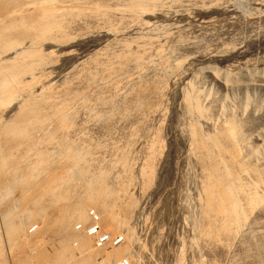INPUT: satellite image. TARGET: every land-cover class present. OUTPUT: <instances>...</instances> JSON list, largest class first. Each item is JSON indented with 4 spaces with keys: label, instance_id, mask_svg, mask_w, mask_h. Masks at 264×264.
<instances>
[{
    "label": "rangeland",
    "instance_id": "obj_1",
    "mask_svg": "<svg viewBox=\"0 0 264 264\" xmlns=\"http://www.w3.org/2000/svg\"><path fill=\"white\" fill-rule=\"evenodd\" d=\"M13 1L0 0V29L8 21V17L11 19L14 17L12 15L19 16L25 14V11L32 12L38 3L36 2L38 0ZM88 1L86 4L80 2L83 3L80 6L74 3L72 6L70 2L71 5L64 4L65 9L67 6L68 9L72 6L71 11L66 10L67 15L70 12L74 13L64 20L65 27L60 30L63 31L62 33L55 30L43 36L41 33L30 31L9 32L8 39L16 43L10 46L5 42L0 44V62L19 60L20 56L15 57L16 52L28 47L36 38L35 42L40 40L38 42L44 45V47L40 46L42 54L38 52L41 57L34 59L31 53L33 57L29 55L25 58L26 64L25 62L23 64L28 67L21 69L20 77L17 76V79H14L16 83L13 81L14 83L12 82L9 87L12 88L11 91L8 88L4 92L6 95L0 92V95L2 94L0 130L5 129L6 125L7 131L10 127L18 129L22 120L21 114L24 115V109L27 108L30 100H34L35 103L40 101L41 105L45 104L42 106V111L49 107L48 103L50 105L60 103L58 106L64 104L61 114L64 120L66 119L65 124H68L67 126L64 124L63 130L60 127L62 116H55V120L52 115L44 121L45 127L43 124L42 128L36 127L26 138H23L26 133L14 134L15 138L4 129L5 134L0 131V134L2 133L0 150L3 149V152L8 154L9 149H5L14 146L18 141L19 147L16 144L17 148L14 147L9 151V155L12 154L9 165L15 163L19 165L22 162L20 161L23 157H20L22 153L30 159L34 155L36 161L40 155L49 156L48 159L52 158L51 160L54 161L49 159L46 172L43 169L42 174L39 173L40 178L43 179L47 174L49 176L53 173L65 176L69 171L67 175L73 177L70 178L72 181L70 185L76 188L71 191L74 199L78 193L88 189L85 187L88 185L84 186L85 179L83 177L80 179L77 170L72 168L64 151L61 150L60 142L68 139L70 142L67 143L77 144L82 152H86L82 154L88 157L87 161L90 163L88 168L86 167L88 174L90 173L88 177L103 176L99 174L100 171H106L102 172L104 176L106 174V177H103L108 176L109 180L107 183L105 179L104 183L108 187L111 186L108 188L110 192L112 190L111 196L96 204L95 208L88 206L86 210L88 219L84 224L74 218L71 222L73 227L68 226V231L61 232L59 230L62 227L59 228L57 219L61 208L67 206L64 202L51 204V195L50 198L48 195L44 196L41 184L33 185L35 189L30 188L32 190L29 192L32 194L29 192L28 194L31 197L34 194L36 197L29 198V195L26 197L25 193H22L27 185L21 187L10 183L14 186L9 189L12 196L7 191L5 197V192L0 191V196L2 194L4 196L0 198V204L2 203L0 214L1 211L5 213L11 206L17 209L15 211L22 210L24 205L30 203H27V198L30 201L39 200L40 196L45 198H42L43 202L36 203L35 208L34 205L31 206L33 212L39 210L40 206L45 209L43 208L44 212L36 215L38 218L32 217V220L26 222L23 236L31 245L35 244L30 249H26V253L34 257L39 254L37 251L41 252L42 249L44 252H49L51 257L59 248L56 247L59 246L57 242L66 241L76 259L79 258L83 245L88 244L87 250L91 251L89 257L93 260L92 262L89 259L91 264H264V200L253 208L243 204V208H246L247 220L242 221V227L237 230L239 234L233 229L230 232L220 229L222 227L220 221L218 222L211 214L206 216L208 208L205 207L207 193L204 194L206 192L204 184L207 182L205 179L209 170L207 167L210 166L201 160V151L195 149L194 132L192 133L191 130L195 131V127L204 137H211L222 126L221 122L232 119L240 132H237L239 142L243 145L247 144L256 153L255 158L254 156L252 158L251 155L249 156L250 153L248 154L249 151L245 152L248 156L246 163L251 161L249 165L252 163L250 166L255 169L253 174L249 173V176L244 178L251 184H257L256 192L264 196V0H155L141 2L142 6L139 2L130 0ZM59 2V0H40L38 5L41 3L49 7L51 4L52 7L63 5ZM133 3H136V6ZM73 7L79 10L78 13ZM73 22L74 26H72ZM65 23L70 24V27ZM25 33L28 35L26 36ZM56 38L65 45L58 46L54 42ZM14 58L15 60L10 61ZM29 63L32 66H29ZM190 95L199 101L204 112L200 109L197 113V110L193 109L190 99L187 101ZM42 99L46 103L42 104ZM48 99H51V102H47ZM20 108L24 112L20 111ZM51 111L49 109V112ZM43 112L46 115L48 109ZM10 122L11 124H8ZM36 132L40 134L35 135ZM6 133L9 138H6ZM22 139L25 141L23 142ZM12 141L14 143H9ZM24 143L27 146H32V143L34 145L28 149ZM46 144L48 147L45 146ZM51 144L54 145L50 146ZM51 147L53 149L49 150ZM54 149L61 152L56 151L54 154ZM16 150L22 153L16 154L18 153ZM29 151L31 154L28 153ZM214 153V156L218 157L217 152L213 151ZM58 155H62V158ZM250 158L253 160H249ZM15 159L20 162L17 163ZM7 168L8 165L1 170V188L11 177L12 171H8ZM3 169H7L8 172L4 173ZM114 178L116 179L112 181ZM37 186H41L42 191ZM20 193L26 200H21ZM19 201L25 203L21 205ZM248 208L250 210H247ZM90 210L99 215L97 216L101 234L105 232L110 235L112 243L119 238L122 239L118 244L101 248L95 244L93 238L79 232L77 226L90 225L88 216ZM2 215H0V229L3 233L0 230L2 244L0 250L3 255L0 253V263L14 264L15 255H13L14 251L11 254V249H15L17 246H14L20 244V241H15L16 244L12 243V246L11 243L8 245L9 237L2 227ZM113 216H115L114 220ZM79 237L84 242L83 245ZM117 248L120 249V255L119 251H116ZM76 259L75 261H79Z\"/></svg>",
    "mask_w": 264,
    "mask_h": 264
},
{
    "label": "bare ground",
    "instance_id": "obj_2",
    "mask_svg": "<svg viewBox=\"0 0 264 264\" xmlns=\"http://www.w3.org/2000/svg\"><path fill=\"white\" fill-rule=\"evenodd\" d=\"M15 1V0H14ZM13 1V2H14ZM39 1L40 0H38V1H36V2H38L39 3ZM52 1V0H51ZM56 1V0H55ZM60 2H61V4L63 3V5H57V6H54V7H52L53 5L51 4V6L49 7V6H47V5H45L44 6V4H42L41 3V5L39 4L38 5V3H37V6H35V8L34 7H32V8H34V10L32 11V12H29V11H27V13H26V11L24 12L25 14H20L19 16H15V15H12V16H14V17H12L11 19H10V17H8L7 18V22L4 24V25H2L3 27H1V29H0V42H2V43H0V44H3V42H5V43H7L9 46H10V44H14V43H16L15 41L14 42H12V40L11 39H8V33L9 32H13V33H16V32H19V31H21L22 33L23 32H34V33H41V35H45V33H48V32H54L55 30H57V32L58 31H60L61 29H63L65 26H64V20L66 19V17L68 16V15H70L71 16V13H74V12H70V14L68 13V15H67V9L69 8L68 6H67V9H65L66 7H65V5L64 4H66V3H72V6H73V3H74V5H83V3H81L80 4V2H84L83 0L82 1H80V0H59ZM87 1L88 0H86L84 3L86 4L87 3ZM91 1V0H90ZM90 1H88V2H90ZM130 1H137V2H139V4H141V2H150V1H155V0H130ZM12 2V1H11ZM16 2V1H15ZM35 2V1H34ZM58 2V1H57ZM59 2V3H60ZM99 2H100V0H99ZM25 3H26V1H25ZM69 3V4H70ZM7 5H8V3H6ZM13 4V3H12ZM24 4V3H23ZM27 4V3H26ZM29 4V3H28ZM69 4H67V5H69ZM84 4V5H85ZM89 4V3H88ZM87 4V5H88ZM91 4H92V2H91ZM95 4H98L97 2H95ZM18 5V4H17ZM25 5V4H24ZM23 5V6H24ZM32 5V4H31ZM34 5V4H33ZM35 5H36V3H35ZM49 5V4H48ZM71 5V4H70ZM90 5V4H89ZM133 5H135L136 6V3L134 4L133 3ZM16 6V5H15ZM18 6H20V5H18ZM72 6L70 7V9L72 8ZM78 6V9L80 8ZM86 6V5H85ZM91 6V5H90ZM92 6H94L93 4H92ZM141 6H142V4H141ZM6 7V6H5ZM10 8H11V6H9ZM14 7V6H13ZM17 7V6H16ZM76 7V6H75ZM75 7H73V8H75ZM81 7H84V6H81ZM86 7H88V6H86ZM137 7H138V4H137ZM9 8V9H10ZM16 9V8H15ZM14 9V10H15ZM31 9V8H30ZM70 9H68V12H69V10ZM76 9V13H78V11L79 10H81V8L79 9V10H77V8H75ZM75 9H73V11L75 10ZM13 11V10H12ZM18 11V10H17ZM71 11V10H70ZM4 13V12H3ZM76 13H75V15H76ZM7 14V13H6ZM6 14H4V15H6ZM89 14V13H88ZM97 14V13H96ZM99 14H101V13H99ZM73 15V14H72ZM92 15H93V13H92ZM102 15H103V13H102ZM86 16H89V15H86ZM96 16V15H95ZM95 16H94V19H96L95 18ZM97 16H98V14H97ZM104 16V15H103ZM4 17V16H3ZM90 17H91V15H90ZM100 16H98V18H99ZM87 18V17H86ZM68 19V18H67ZM88 19V18H87ZM91 19H93V18H91ZM101 19V18H100ZM103 20V19H102ZM6 21V20H5ZM70 21V20H69ZM98 21H100V20H98ZM66 22V21H65ZM67 23H68V21H67ZM67 23H65V25L67 24ZM70 24L72 23V22H69ZM70 24L68 25L69 27H70ZM66 25V26H67ZM76 25V24H75ZM82 25V24H81ZM1 26V25H0ZM72 26H74V22H73V25ZM81 27V26H80ZM68 27H66V29H67ZM71 28H73V27H71ZM76 28V27H75ZM65 29V30H66ZM81 29V28H80ZM64 30V31H65ZM67 30H69V29H67ZM76 30V29H75ZM61 32V31H60ZM63 32V31H62ZM61 32V33H62ZM5 33V34H4ZM13 33H11V34H13ZM56 33V32H55ZM71 33V32H70ZM20 34V33H19ZM14 35V34H13ZM23 35V34H22ZM25 35H26V33H25ZM28 35V34H27ZM26 35V36H27ZM32 35H33V33H32ZM41 35H38L39 37L41 36ZM43 35V36H44ZM63 35V34H62ZM64 35H65V33H64ZM9 36H11V35H9ZM24 36V35H23ZM29 36H31V35H29ZM62 37V36H61ZM10 38V37H9ZM22 38V37H21ZM24 38V37H23ZM29 38V37H28ZM31 38H32V36H31ZM58 38V37H57ZM57 38L56 39H54V42L59 46V45H61V47H63L64 45H63V42H61V41H59V40H57ZM63 38H64V36H63ZM62 38V39H63ZM19 39V38H18ZM30 39V38H29ZM39 39V38H38ZM59 39V38H58ZM14 40V39H13ZM23 40V39H22ZM33 39H31V41H32ZM35 40H37V38L35 39ZM35 40L33 41V42H31L30 43V45L28 46V47H25V45H24V47L25 48H23L22 49V47L21 46H19V44H18V46L19 47H21V51H19V52H16V58H18V56H20V59L19 60H15V58L14 59H10V61H13V60H15V61H13V62H6V61H4V62H0V92H3V94H5L4 92H6L7 91V89L12 85V82L14 81V79H17L16 77L17 76H19V75H21V73H22V71H21V69L23 70V69H25L26 68V66H25V64H26V62H25V58L26 57H28L29 55H31L32 56V54H33V56H34V59H35V57H41V56H39L38 55V52H40V51H42V48H40V46L42 45L43 47H44V45L41 43H39L38 41H40V40H38V41H36L35 42ZM43 40V39H42ZM46 40H47V38H46ZM51 40V39H50ZM49 40V41H50ZM20 41V40H19ZM43 42V41H42ZM45 42V41H44ZM52 43H54L53 41H51ZM39 43V44H38ZM47 43V42H46ZM6 44V45H7ZM63 45V46H62ZM2 46V45H1ZM4 46V45H3ZM14 46V45H13ZM41 46V47H42ZM47 46V45H46ZM45 46V47H46ZM127 46V45H126ZM6 47H8V46H6ZM15 48V47H14ZM9 49H10V47H9ZM14 50V49H13ZM17 50H20V49H17ZM15 51V50H14ZM10 52V51H9ZM9 52H8V54H9ZM5 53V52H4ZM32 53V54H31ZM41 53V52H40ZM42 54V53H41ZM47 54V53H46ZM49 54V53H48ZM47 54V55H48ZM43 55H44V53H43ZM22 56V57H21ZM32 56V57H33ZM3 57V56H2ZM28 59V58H27ZM26 59V60H27ZM40 59H43V58H40ZM39 59V60H40ZM1 60V59H0ZM31 60V59H30ZM30 60H28V61H30ZM47 60H49V59H47ZM25 62V64H23ZM32 62V61H31ZM50 62V61H49ZM52 63V62H51ZM28 64V63H27ZM33 64V63H32ZM35 64V63H34ZM33 64V65H34ZM108 64H110V63H108ZM23 65L25 66V67H23ZM29 66H32L30 63H29ZM105 66V65H104ZM104 66H103V68H104ZM109 66V65H108ZM28 67V66H27ZM111 67V66H110ZM36 68H37V65H36ZM35 68V69H36ZM102 68V69H103ZM109 68V67H108ZM107 68V69H108ZM32 69V68H31ZM26 70H28V69H26ZM29 70H30V67H29ZM28 70V71H29ZM104 70H106V69H104ZM109 70V69H108ZM107 70V71H108ZM112 70V68L110 69V71ZM25 71V70H24ZM28 71H26V72H28ZM166 71V70H165ZM37 72V71H36ZM28 73H30V72H28ZM32 73H33V71H32ZM113 73V72H112ZM114 74V73H113ZM112 74V75H113ZM35 75V74H34ZM23 76V75H22ZM24 76H25V74H24ZM45 76V75H44ZM49 76V75H48ZM20 77V76H19ZM39 77H40V75H39ZM43 77V76H42ZM112 77V76H111ZM110 77V78H111ZM109 78V77H108ZM107 78V79H108ZM115 78V77H114ZM32 79V78H31ZM112 79V78H111ZM18 80H19V78H18ZM35 80V79H34ZM37 80V79H36ZM20 81H21V79H20ZM15 82V81H14ZM13 82V83H14ZM35 82V81H34ZM16 83V82H15ZM31 83H32V81H31ZM34 84V83H33ZM50 85V84H49ZM19 87V86H18ZM23 87V86H22ZM47 87V86H46ZM11 89L12 88H9L8 90H10L11 91ZM21 89V88H20ZM193 89V88H192ZM14 92V91H13ZM198 92V91H197ZM10 93V92H9ZM12 93V92H11ZM56 93V92H55ZM32 94V93H31ZM30 94V95H31ZM48 94H50V93H48ZM63 94V93H62ZM2 95V94H1ZM0 95V96H1ZM6 95V94H5ZM8 95H10V94H8ZM13 95H14V93H13ZM12 95V96H13ZM53 95V94H52ZM56 95V94H55ZM54 95V97H56ZM41 96V95H40ZM45 96V95H44ZM57 96H59V95H57ZM61 96V95H60ZM53 97V98H54ZM189 98L187 99V101L190 99V102H191V104L193 105L192 107H193V109H195V110H197L196 112L197 113H199L198 111L200 110V109H203V108H201L200 106H201V104L199 103V101H197L196 99H193V97L190 95V96H188ZM1 98V97H0ZM33 98V97H32ZM49 98H50V96H49ZM60 98V97H59ZM63 98V97H62ZM65 98V97H64ZM68 98V97H67ZM5 99H7V97L5 96ZM10 99H11V97H10ZM30 99V98H29ZM40 99H41V97H40ZM39 99V100H40ZM45 99V98H44ZM4 100V99H3ZM3 100H1V101H3ZM49 101H47V102H51V99H48ZM54 100V99H53ZM57 100V99H56ZM55 100V101H56ZM58 100H61V99H58ZM67 100V99H66ZM28 101V100H27ZM42 102V104H43V102H45V100L43 101V99L41 100ZM64 101V100H63ZM3 102H5V100L3 101ZM30 102H32V104H30ZM30 102L28 103L29 105H27V108H23L22 107V109H24L25 110V112L21 109L20 111H23L24 112V115L23 114H21L22 115V120H20L21 122L20 123H22V124H20L19 123V126H18V129H16V128H9L8 129V131L6 130L7 128V125L6 126H4L5 127V129L4 130H6V132H8L9 134H10V136L12 137V135H14V134H24V133H26L24 136H23V138L25 137H27L28 135H29V133H30V135H31V131L32 130H34V129H36V127H41L42 126V124L43 123H45L44 121H47V119L48 118H50V116H54V119H55V116L56 117H58L57 115H59V117L60 116H62V114L61 113H63V112H61V110H64V108H63V106L62 105H64V104H62V105H59L58 106V104H60V103H58L57 101V105L54 103V101H52L53 103H54V105H56V107H54V105L51 103V105H50V103H48V105H49V107H46L47 109H48V112H46V115H45V112H43V111H45V110H47V109H45V110H43L42 111V106H44L45 104H43V105H41L38 101H36V103L34 102V100L32 101V100H30ZM34 102V103H33ZM38 102V103H37ZM24 103H26V102H24ZM46 103V102H45ZM62 103V102H61ZM65 103V102H64ZM0 104H1V102H0ZM66 104V103H65ZM5 106H6V104H4ZM8 105V104H7ZM26 105H23L24 107H26ZM84 105V104H83ZM20 106H22V105H20ZM58 106V107H57ZM4 107V106H3ZM65 107V106H64ZM66 108V107H65ZM49 109H50V111L51 112H49ZM88 109V108H87ZM89 109H91V108H89ZM193 109H192V111H193ZM190 110V109H189ZM19 111V112H20ZM22 112V113H23ZM202 112V111H201ZM203 112H204V109H203ZM202 112V113H203ZM64 113H65V111H64ZM206 113V112H205ZM66 114V113H65ZM64 115V114H63ZM15 116V115H14ZM18 116H19V114H18ZM66 116V115H65ZM21 117V116H20ZM52 118V117H51ZM62 118H63V116H62ZM16 119H18V118H16ZM58 119V118H57ZM53 120V119H52ZM56 120V119H55ZM54 120V121H55ZM50 121H51V119H50ZM60 121H61V128H63L64 127V124L66 123V119L64 120V118H63V120H61L60 119ZM57 122H58V120H57ZM56 122V123H57ZM1 123V122H0ZM48 123V122H47ZM51 123H53V122H51ZM59 123V122H58ZM223 123V124H222ZM8 124H11V122L10 123H8ZM15 123H13V125H14ZM46 124V123H45ZM50 124V123H49ZM221 124H222V126L220 127V128H218V130H216V133L214 134V135H212L211 137H204L203 135H201L198 131H196V128L194 127V130L196 131H193V129H191L192 130V133L194 134H192L194 137H195V140H194V145H195V149L197 150L198 149V151H201L200 152V154H201V160H203V162L205 161V162H207L208 164H209V166L210 167H207L209 170H208V175L206 176V184H204V185H206V186H204V187H206V190H204V191H206L204 194H206L207 195V197L205 198V200H206V202H207V205L205 206V207H207L208 208V213L206 212V216H207V214H211V215H213L215 218H216V220H218V222L220 221L221 222V225H222V227L220 228V229H224L225 231H231V229H233L234 231H236L237 232V230H239L240 229V227H242V221H244V219H245V217H246V208L244 209L243 207H244V205H246L247 207H249V208H253V206H255V205H257V204H259V203H262V201L264 200L263 199V197L264 196H261V195H259L258 194V192H256V189H255V187H256V185L253 183V184H251L249 181H247V179L245 180V176H249V173H252V172H254V169H253V167H251L250 165L252 164H250L249 165V163L251 162H248V163H246L247 162V160H248V156H247V153H245V152H247V151H249L248 152V154H249V156L251 155L252 156V158H253V156H254V158H255V151L254 150H251V148L250 147H248L247 146V144L245 145H243V143H241V142H239L240 141V139H239V131L237 130V128H236V124L234 123V121L231 119V120H229V121H227L226 120V122H221ZM53 125V124H52ZM52 125H51V127H52ZM55 125V124H54ZM66 125V124H65ZM68 125V124H67ZM66 125V126H67ZM9 126H11V125H9ZM8 126V127H9ZM15 126V125H14ZM43 126L45 127L46 125H44L43 124ZM42 126V127H43ZM59 126V125H58ZM193 126V125H192ZM195 126V125H194ZM198 126V125H197ZM20 127V128H19ZM23 127V128H22ZM41 127V128H42ZM49 127V126H48ZM51 127H50V130H51ZM53 128V130H54V127H52ZM67 128V127H66ZM70 128V127H69ZM0 130V131H2V133H4V130ZM46 129V128H45ZM44 129V130H45ZM38 130H40V129H38ZM56 130H57V128H56ZM63 130H64V128H63ZM25 131H27V132H25ZM35 132V131H34ZM47 132H48V130H47ZM59 132H61V131H59ZM237 132H239V133H237ZM1 133V134H2ZM37 133L38 132H36V134L35 135H37ZM42 133V132H41ZM52 133V132H51ZM57 133V132H56ZM63 133H64V131H63ZM0 134V135H1ZM5 134V133H4ZM32 134H33V132H32ZM38 134H40V132L38 133ZM42 136H43V134H41ZM40 135V136H41ZM63 135V134H62ZM67 135H68V130H67ZM241 135V134H240ZM10 136H8L7 135V133H6V138L8 137H10ZM39 136V137H40ZM48 136V135H47ZM52 136V135H51ZM57 135H55V137H56ZM58 136H59V134H58ZM192 136V137H193ZM3 137V136H2ZM14 137L16 138V136L14 135ZM36 137V136H35ZM61 137V136H60ZM59 137V138H60ZM193 137V138H194ZM0 138H1V136H0ZM15 138H13V139H15ZM29 138V137H28ZM46 138V137H45ZM50 138H52V137H50ZM50 138H48L49 140H51ZM58 138V137H57ZM62 138V137H61ZM5 139V138H4ZM20 139V138H19ZM33 139V138H32ZM35 139V138H34ZM40 139V138H39ZM47 139V140H48ZM56 139V138H55ZM63 139V138H62ZM66 139V138H65ZM64 139V140H65ZM1 140V139H0ZM7 140H9V139H7ZM11 140V139H10ZM9 140V141H10ZM23 140V142L25 141L24 139H22ZM58 140V139H57ZM193 140V139H192ZM243 140V139H242ZM4 141V140H3ZM39 141V140H38ZM38 141H37V143H38ZM44 141V140H43ZM63 141V140H62ZM60 142L61 144H60V146H61V150L62 151H64V153H65V155H66V157H67V159H68V161H70V163H71V166H72V168L75 170H77V174L78 175H80V179H81V177H83L84 179H85V183H84V186L85 185H88V186H85L86 188H88V189H86L85 191H81L80 193H78V196H76L74 199H73V197H74V195H73V197H72V189H76V188H74V186H72L71 187V185H70V183L72 182L71 181V179L70 178H73L71 175H67V172H69V171H67L66 172V175L64 176H59V175H55L54 173L53 174H49V176H48V174L46 175V177L45 178H43V179H41L40 178V176H39V173H41L42 174V172L41 171H44L45 170V172H46V169L45 168H47L48 167V165H49V159H48V153H47V156L48 157H46V156H42V155H40L39 156V158H38V160L36 161L35 160V157H34V155H33V157L32 156H29V157H32L31 159L30 158H28L27 156H26V154H25V156L23 155L24 153H22L21 151H20V153H22V154H20L19 153V149L18 150H16L18 153H16V154H20L21 156L20 157H22V158H20L19 156H17V157H19L20 158V161H22L19 165L17 164V165H9V163H10V161H11V155L12 154H10L9 155V151L10 150H12L14 147H16L15 145L17 144V142H16V144H14V146H10V147H8V148H6L5 147V145H4V147L6 148H4L5 150H7V149H9L8 150V154H7V152H3V149H1L0 150V175H2L1 174V170H2V168L4 167H7V165H8V168H9V170L8 171H12V173H11V177H10V179H9V177H8V179L10 180V182H9V180H8V184L6 183V185L5 186H2V190H0V191H4L5 193H4V195L7 193V191H9V189L11 188V184H14V186L15 185H21V187H22V185H27L25 188V191H24V189H23V191L24 192H22V193H25L24 195H26V197L29 195L28 194V192L30 191L31 192V190L32 189H35L34 187H33V185L35 186V184H37V185H40L41 184V186L43 187H41V186H37V188H42L43 189V191H44V196L45 195H51V204H53V203H57V202H64L67 206L64 208H61V210H60V213H59V218L57 219V222H59V224L58 223H56V224H58L59 225V228H61V230H59V231H61V232H63L64 230H67L68 231V229H69V227L68 226H72L71 225V222H72V220H74V218H77L76 220H79V222L82 224H84V222H86V220L88 219L87 218V215H86V213H87V208H89L88 206H94V208H95V206H96V204H99V203H101L102 201H103V199L105 200L107 197H110L111 196V192H112V190H111V192L108 190V188H110V187H108L105 183H104V180H105V182H107L108 180H109V178H108V176H107V178H104V177H106V174H105V176H104V173L106 172V171H104V173H102L103 171L101 170H99L101 173H99L100 175H102L103 174V176H98L99 174H97V176L98 177H93V176H96V175H93L92 177L93 178H89L88 176H89V174H88V169H86V167L88 168V157H85L84 156V154H82L83 152L80 150V148H78L75 144H73V143H67V141H68V139L66 140V141H64V142ZM35 142V141H34ZM51 142V141H50ZM56 142V141H55ZM68 142H70V141H68ZM76 142V141H75ZM193 142V141H192ZM9 143H14L13 141L12 142H9ZM43 143V142H42ZM48 143H49V141H48ZM52 143V142H51ZM57 143H58V141H57ZM8 144V143H7ZM54 144H56V143H54ZM54 144H51L50 146H52V145H54ZM26 145V147L28 148V149H31L32 148V146L34 145L33 143H32V146L30 147V146H27V144L26 143H24V146ZM43 145H44V143H43ZM42 145V146H43ZM59 145V144H58ZM17 146H18V144H17ZM45 146H47L48 147V145L46 144ZM19 147V146H18ZM39 148H40V146H38ZM37 147V148H38ZM59 147V146H58ZM1 148H2V146H1ZM17 148V147H16ZM21 148L22 149H24L23 147H22V145H21ZM34 148V147H33ZM42 148V147H41ZM56 148H57V145H56ZM35 149V148H34ZM45 149H47V148H45ZM49 149V148H48ZM53 148L51 147V149H49V150H52ZM33 150V149H32ZM35 150H37V149H35ZM42 150V149H41ZM55 151H53V153L55 154L56 153V149H54ZM60 150V149H59ZM26 151H27V149H26ZM31 151V150H30ZM28 152V153H30L31 154V152ZM39 151V150H38ZM81 151V152H80ZM197 151V152H198ZM213 151H216L217 153L216 154H218V157H215L214 155H215V153L213 154ZM3 152V153H2ZM34 152H36V151H34ZM40 152V151H39ZM57 152H59V151H57ZM61 152V151H60ZM59 152V153H60ZM14 153V152H13ZM33 153V152H32ZM38 153V152H37ZM37 153H35V154H37ZM41 153V152H40ZM52 153V151L50 152V154ZM52 153V154H53ZM84 153H86V152H84ZM42 154H43V152H42ZM49 154V155H50ZM51 154V155H52ZM39 155V154H38ZM55 156V155H54ZM59 156V155H58ZM61 156V158H62V155H60ZM59 156V157H60ZM126 156V155H125ZM200 156V155H199ZM247 156V157H246ZM250 156V157H251ZM52 157H53V155H52ZM56 158H57V156H56ZM90 158V157H89ZM246 158H247V160H246ZM52 159V158H51ZM50 159V161H54V160H51ZM54 159V158H53ZM64 159H66L65 157H64ZM64 159H62V160H64ZM119 159V158H118ZM123 159V158H122ZM16 160V159H15ZM18 160V159H17ZM16 160V161H17ZM249 160H253V159H249ZM20 161H17V163L18 162H20ZM90 161V160H89ZM120 161V160H119ZM123 161V160H122ZM121 161V162H122ZM64 162V161H63ZM67 162V161H66ZM118 162V161H117ZM51 163V162H50ZM52 164H54V162L52 163ZM52 164L50 165V166H52ZM63 164V163H62ZM66 164V163H65ZM90 164V163H89ZM70 165V164H69ZM118 165H120V164H118ZM117 165V166H118ZM207 165V164H206ZM10 166V167H9ZM15 166H19V167H15ZM65 167L67 166V165H64ZM64 167V168H65ZM70 167V166H69ZM7 168V169H8ZM50 168V167H49ZM6 169V170H7ZM44 169V170H43ZM72 169V170H73ZM86 169V170H85ZM4 170V169H3ZM6 170H4V171H2V173L4 172V173H6V172H8V171H6ZM48 170V169H47ZM61 170H62V168H61ZM71 170V171H72ZM259 170V169H258ZM258 170H256V171H258ZM18 171V172H17ZM49 171V170H48ZM96 171V170H95ZM207 171V170H206ZM255 171V173H257ZM61 172V171H60ZM3 173V174H4ZM44 173V172H43ZM57 173V172H56ZM64 173V172H63ZM72 173H73V171H72ZM117 173V172H116ZM150 173V172H149ZM9 174V173H8ZM108 174H110V173H108ZM115 174V173H114ZM253 174V173H252ZM251 174V175H252ZM260 174V173H259ZM45 175V174H44ZM73 175H74V173H73ZM112 175H113V173H112ZM257 175V174H256ZM71 176V177H70ZM75 176V175H74ZM255 176V175H254ZM258 176V175H257ZM1 177V176H0ZM43 177V176H42ZM78 177V176H77ZM90 177H91V175H90ZM109 177H110V175H109ZM113 177H115V175L113 176ZM117 177V176H116ZM2 178V177H1ZM82 178V179H83ZM111 178V177H110ZM248 178V177H247ZM250 178V177H249ZM7 179V178H6ZM39 179H41V180H39ZM75 179H76V177H75ZM79 179V178H78ZM78 179H76V180H78ZM116 178H114L112 181H114ZM150 179V178H149ZM79 181V180H78ZM80 182V181H79ZM82 182V181H81ZM80 182V183H81ZM204 182V183H205ZM11 183V184H10ZM64 183V184H63ZM108 183V182H107ZM256 183V182H255ZM81 184H83V183H81ZM10 185V186H9ZM14 186H12V187H14ZM31 187H33L32 189H30ZM78 187V186H77ZM85 187H83L84 189H85ZM24 188V187H23ZM37 188H36V190H37ZM40 188V189H41ZM82 188V186L80 187V189ZM257 188V187H256ZM15 189V188H14ZM17 189H19V188H17ZM42 189H41V191H42ZM112 189V188H111ZM205 189V188H204ZM11 190V189H10ZM35 190V192H36V194H37V191ZM15 191V190H14ZM18 191V190H17ZM34 191V190H33ZM32 191V192H33ZM38 191H39V193H40V190L38 189ZM74 191V190H73ZM77 191H79L78 189H77ZM115 191V190H114ZM12 192H13V190H12ZM29 192V193H30ZM35 192H33V193H35ZM8 193H10V191L8 192ZM7 193V194H8ZM22 193H20L21 194V196L23 195ZM41 193H43V192H41ZM30 194H32V193H30ZM75 194V193H74ZM10 195H11V193H10ZM10 195H9V197H10ZM38 195V194H37ZM12 196V195H11ZM14 196V195H13ZM20 196V197H21ZM33 196L34 197H36L34 194H33ZM33 196L31 197V195H29L28 197L29 198H33ZM47 196V197H48ZM5 197H6V195H5ZM46 197V196H45ZM113 197V196H112ZM0 198L2 199V198H4V196H3V194H2V196H0ZM8 198V197H7ZM29 198H27L28 200H29ZM40 198L41 199H39V200H27V203L28 202H30L28 205H24L25 207L22 209V210H19L18 209V211H15V210H17L16 208L14 209V206H11V207H9L6 211H5V213H3L2 211H1V214H3L2 215V223H3V228H4V231H5V233H7V237H9V239L7 240V241H9V243H8V245L11 243V245L10 246H12L13 244L12 243H15V241H20V244H14L15 246L14 247H16L14 250L13 249H11V247H9L10 249H11V254H12V252L14 251V254L13 255H15L14 256V258L15 259H13L14 260V264H39V263H41V264H91V263H89L90 261H89V259L93 262V260L89 257V252H91V251H89L88 252V250H87V242H86V244L87 245H83L82 243H84V242H82L81 241V239H80V237L78 238V239H80V243L83 245V248H82V250H81V252H80V254H79V261H75V259H76V256L74 257V253L73 252H71V250H72V248H70V246H69V244H67V242L65 241V242H57V245H59V246H56V247H59L58 248V250H56V253L54 254L53 252V256H51L50 257V255L51 254H48L49 252H44L42 249H41V252H39V251H37L39 254L37 255L36 253H34L35 255H37V256H34L33 254H31V255H33L34 257H32V256H30V255H28L27 253H26V249H30V247L31 246H33V245H35V244H30V241L28 242V239H26V237H24L23 235V231L25 230L24 228H25V226H27L26 224V222L27 221H30V220H32V217H36V218H38L36 215L37 214H39V213H41V212H44L43 211V206H40V209L39 210H37L36 212H33L32 210H31V206L32 205H34V208H35V204L36 203H38V202H43V201H41L42 200V198H44V197H42V196H40ZM49 198H50V196H49ZM20 198H18V200H19ZM22 199H25L24 198V196H22V198H21V200ZM45 199V198H44ZM6 200V199H5ZM20 200V201H21ZM26 200V199H25ZM2 201V200H1ZM19 201V204H21V203H25V202H20ZM46 201V200H45ZM47 201H49V200H47ZM108 201H109V199H108ZM112 201V200H111ZM4 202V201H3ZM6 202V201H5ZM116 202V201H115ZM39 203V204H40ZM58 203V204H59ZM112 203V202H111ZM2 204V203H1ZM0 204V205H1ZM244 204V205H243ZM5 205V204H4ZM22 205V204H21ZM57 205V204H56ZM104 205V204H103ZM106 205V204H105ZM16 206V205H15ZM101 206V205H100ZM109 207H110V205H108ZM258 206V205H257ZM21 207H23V206H21ZM108 207V208H109ZM37 208V207H36ZM93 208V207H92ZM99 208V207H98ZM104 208V207H103ZM247 209V210H250V209ZM45 209V208H44ZM105 209H106V207H105ZM110 209V208H109ZM123 210V209H122ZM121 210V211H122ZM97 211V210H96ZM99 213V212H98ZM0 214V215H1ZM91 214V210H90V212H89V214H88V216H89V219H90V221H91V223H90V225L89 226H87V227H83V226H77V227H81L80 229L78 228V230H79V232L80 233H82V234H84V235H86V236H89V237H91V238H93V240L96 242L95 244L99 247V246H101V248H103V247H106L107 245L109 246V245H111L112 246V244H114V243H112V237L109 235V240L106 242V241H104V242H99V240L98 239H100L101 237H104V236H106V235H108L107 233H105V232H103V234H101V228H100V222H99V219L98 220H96L97 219V217L95 216V215H98L96 212H93V214L94 215H90ZM113 214V213H112ZM42 215H44L43 213H42ZM45 215H47V214H45ZM107 215V214H106ZM111 215V214H110ZM109 215V216H110ZM208 215V219H209V216ZM99 216V215H98ZM108 216V217H109ZM39 217H41V215L39 216ZM47 217H49V216H47ZM111 217V216H110ZM118 217V216H117ZM115 219V216H113L112 217V219ZM248 218V217H247ZM30 219V220H29ZM43 219V218H42ZM109 219V218H108ZM111 219V218H110ZM112 219H111V221H112ZM113 219V220H114ZM120 219V218H119ZM210 219H212V218H210ZM34 220H35V218H34ZM75 220V221H76ZM107 220V219H106ZM214 220V219H213ZM216 220H215V223H216ZM247 219H245V221H246ZM41 221V220H40ZM118 221V220H117ZM33 222V221H32ZM53 222V221H52ZM116 222V221H115ZM120 222V221H119ZM213 222V221H212ZM114 223V222H113ZM246 223V222H245ZM1 224V223H0ZM41 224H43V223H41ZM47 224V223H46ZM74 224V223H73ZM210 224V223H209ZM34 225V224H33ZM31 226H32V224H31ZM92 226H97L98 227V232L97 233H95V234H89V231L92 229ZM210 226V225H209ZM214 226V225H213ZM1 227V226H0ZM73 227V226H72ZM211 227V226H210ZM209 227V228H210ZM243 227H244V225H243ZM27 228V227H26ZM32 228V227H31ZM254 228V227H253ZM252 228V229H253ZM30 229V228H29ZM218 229V228H217ZM251 229V230H252ZM1 230V229H0ZM49 230V229H48ZM57 230V229H56ZM209 230V229H208ZM244 230V229H243ZM2 231V230H1ZM218 231V230H217ZM29 232V231H28ZM60 232V233H61ZM233 232V231H232ZM245 232V231H244ZM2 233H3V231H2ZM1 233V234H2ZM214 233V232H213ZM219 233V232H218ZM238 234H239V231L237 232ZM236 233V234H237ZM28 234V233H27ZM42 234V233H41ZM254 234V233H253ZM258 234V233H257ZM39 235V234H38ZM81 235V234H80ZM210 235H212V234H210ZM251 235H252V233H251ZM35 236V235H34ZM40 236V235H39ZM38 236V237H39ZM214 236V235H213ZM238 236V235H237ZM78 237V236H77ZM214 237H216V236H214ZM235 237V236H234ZM255 237V236H254ZM2 238H3V236H2ZM29 238H31L30 236H29ZM33 238V237H32ZM61 238H63V236L61 237ZM66 238H68V237H66ZM83 238V237H82ZM4 240V239H3ZM39 240V239H38ZM72 240H74L73 238H72ZM77 240V239H76ZM83 240V239H82ZM33 240H31V242H32ZM79 241V240H78ZM1 242V241H0ZM4 242H5V240H4ZM36 242V241H35ZM39 242V241H38ZM74 242V241H73ZM72 242V243H73ZM98 242H99V244H98ZM6 243V242H5ZM1 244V243H0ZM4 244V243H3ZM39 244V243H38ZM44 244V243H43ZM77 244V243H76ZM2 245V244H1ZM37 245V244H36ZM45 245V244H44ZM43 245V246H44ZM48 245V244H47ZM71 245V244H70ZM115 245V244H114ZM44 247H46V246H44ZM44 247H43V249H44ZM78 247V246H77ZM113 247V246H112ZM2 248V247H1ZM8 248V249H9ZM47 248V247H46ZM88 248H89V246H88ZM108 248V247H107ZM116 248V247H115ZM4 249H5V247H4ZM7 249V248H6ZM52 249V248H51ZM87 250V251H86ZM1 251L2 250H0V253H1ZM52 251V250H51ZM53 251H55V250H53ZM77 251V250H76ZM116 251H119V255H120V249L119 248H117L116 249ZM124 251V250H123ZM122 251V252H123ZM5 252V251H4ZM33 252V251H32ZM3 253V252H2ZM1 253V255H3ZM6 254H7V252H5ZM10 253V252H9ZM47 253V254H46ZM99 253V252H98ZM115 253V252H114ZM113 253V254H114ZM112 254V255H113ZM262 254V253H261ZM1 255H0V260H1ZM8 255V254H7ZM12 256V255H11ZM91 256H92V254H91ZM94 256H95V254H94ZM112 258V257H111ZM121 258V257H120ZM261 258V257H260ZM2 259H4V257L2 258ZM9 259V258H8ZM10 259H11V257H10ZM78 259H76V260H78ZM263 259V258H262ZM111 260V259H110ZM262 261V260H261ZM95 262V261H94ZM10 263V262H9ZM1 264V263H0ZM4 264H6L5 262H4Z\"/></svg>",
    "mask_w": 264,
    "mask_h": 264
},
{
    "label": "built area",
    "instance_id": "obj_3",
    "mask_svg": "<svg viewBox=\"0 0 264 264\" xmlns=\"http://www.w3.org/2000/svg\"><path fill=\"white\" fill-rule=\"evenodd\" d=\"M90 215H94L93 214V212H91V214ZM96 217H97V219L96 220H98L99 219V217L97 216V215H95ZM79 229L81 228V227H78ZM98 227L97 226H92V229L89 231V234L91 235V234H95V233H97L98 232ZM101 232V231H100ZM109 235H106V236H104V237H101L100 239H98L99 240V242H104V241H108L109 239ZM122 239H118V240H116V241H113V243L116 245V244H118L120 241H121ZM99 242H98V244H99ZM99 247H101V246H99ZM126 263V262H125Z\"/></svg>",
    "mask_w": 264,
    "mask_h": 264
}]
</instances>
